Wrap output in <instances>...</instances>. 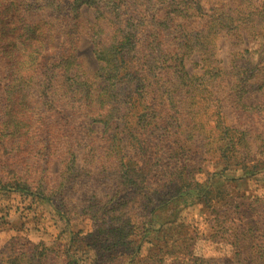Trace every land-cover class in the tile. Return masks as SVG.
<instances>
[{"label":"rangeland","instance_id":"obj_1","mask_svg":"<svg viewBox=\"0 0 264 264\" xmlns=\"http://www.w3.org/2000/svg\"><path fill=\"white\" fill-rule=\"evenodd\" d=\"M101 1L0 14L13 20L0 22V212L26 219L0 250L18 238L59 250L46 264H264V0ZM119 30L134 35L112 95L95 50ZM211 85L224 124L250 130L235 159L205 137L210 107L191 110ZM122 158L138 169L132 199ZM116 229L133 254L112 246Z\"/></svg>","mask_w":264,"mask_h":264},{"label":"trees","instance_id":"obj_2","mask_svg":"<svg viewBox=\"0 0 264 264\" xmlns=\"http://www.w3.org/2000/svg\"><path fill=\"white\" fill-rule=\"evenodd\" d=\"M70 1L72 4L78 3L80 1V3L89 4L91 6H92L91 2H97V3L102 2L101 0H70ZM113 1L115 5L116 0H113ZM17 2H21V0H0V14L1 13L4 14L3 11H6L7 8H9L10 6L17 5ZM3 16L4 18L0 19V22H3V20H6V22H10V23L13 22L11 16H8L7 14ZM119 31L120 33L117 35V37H115L111 41V44L108 47L109 48L108 51L104 50V48H101V49L97 48L95 50V54L99 60L102 58H108L109 60L112 61V71H111L112 78L108 79L109 85L106 88L107 91H110L111 93H113L112 95L114 94L116 95L117 93H119L118 88H117V81H120L122 79V76H119V70H120L119 68L121 64L125 62V56L123 55V51L130 50V47H132L130 45H132L133 43L132 37L134 35L129 30L126 32L122 30H119ZM157 41L160 44L162 41V38L161 37L158 38ZM131 51L132 50H130V52ZM128 63L130 64L131 70H126V72H124L123 75L127 74L130 76H136L137 70H134L131 60H129ZM7 74H8V70L6 71L5 77L3 79H6ZM16 78H18L17 75H16ZM260 83L261 82L259 81V84ZM106 85L107 83L104 84L103 87ZM247 85L252 86L253 83H250ZM211 86L213 88L217 87V89L215 91L210 90L208 92V95L205 101L201 102L200 104L198 101L204 98L194 97L195 101L193 103V106L195 107L191 108V110L193 109L194 111L196 107L200 105L203 108L210 107L209 110H204V113L207 118H210V119L212 118L213 125H211L210 129L206 130L207 134H205V137L206 136L211 137L209 138L210 139L209 144L211 145L214 144V146H212V149L215 148L216 150L218 149V151L220 150L219 157L222 160L223 159L226 160L227 158L235 159V155H237L238 153V150H237L238 146L240 148L247 144L246 141H248L249 137L251 136L249 134L250 130H248L245 124L242 123V120L240 117L237 119L236 124H232V125L224 124V116L221 110L222 106L219 104L220 103L219 101H221L220 100L221 98L217 96V94L220 93L218 91V86H214V85H211ZM238 87H239L237 89L238 90V103L240 104V106L244 107L246 105L244 102H242V98H243V94L247 90L244 89L245 88L244 85H239ZM136 91H138V88L136 89ZM213 93L217 97L215 96L213 98V101L211 104H207L208 102H210L211 96L213 95ZM232 103H233L232 106L236 108L238 104L234 105V102ZM138 104H141L140 100H138ZM218 143L220 144L219 146H217ZM117 147H119V145H117ZM138 148L140 149L139 152H142L144 150L142 144H138ZM228 151L230 152V154L229 155L225 154ZM118 165H119V168L121 167V174H120L121 177L120 178L122 179L121 181L122 191L126 192V190L129 189L132 192L130 194L129 193L126 194L127 196L131 195L129 196L130 197L129 199H132L133 196L140 195L139 189L136 186V182H134V180L136 179L134 171L138 170L137 167L135 165H131L128 160H124L123 158L120 160V163H118ZM14 183L15 184H11L10 186L16 190L21 191L23 194L28 196L30 195V192H32L31 190L26 188L27 186L25 183H22L21 181L14 182ZM5 184L8 185V183H5ZM116 194L108 202V204L110 205L114 204V207L112 210H116L125 204L122 202H118V198ZM167 200L168 199H166L164 204L162 203L160 205L158 204L155 208L164 212V206L166 204H167L166 207H169V208L172 205V204H168L169 201ZM109 210H111V208ZM110 219L114 223L117 222V219L114 216H111ZM114 237L115 239L111 243L112 246L122 245L124 247L123 248L124 251H126L128 254H133V250H134L133 246L128 245L129 242L126 240L125 236H122V234L120 233L118 229H116V234ZM94 238L95 237H93L92 239L94 240ZM131 241L134 242L135 240L132 239ZM100 244L105 245L106 239L102 240ZM55 253L58 254L59 250L53 247L46 246L41 242H32V241H28L24 239L15 238V239H12L3 249L0 250V263L1 264H46L47 262L45 261L47 260V258L53 256Z\"/></svg>","mask_w":264,"mask_h":264},{"label":"crops","instance_id":"obj_3","mask_svg":"<svg viewBox=\"0 0 264 264\" xmlns=\"http://www.w3.org/2000/svg\"><path fill=\"white\" fill-rule=\"evenodd\" d=\"M11 207L9 202H6L1 210L2 213L0 212V246L10 238L13 232L15 233L17 230H20L26 223L24 215L13 218Z\"/></svg>","mask_w":264,"mask_h":264}]
</instances>
